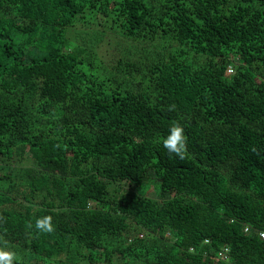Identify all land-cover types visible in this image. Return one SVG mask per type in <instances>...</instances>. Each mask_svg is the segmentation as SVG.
Listing matches in <instances>:
<instances>
[{"label":"trees","instance_id":"16d2710c","mask_svg":"<svg viewBox=\"0 0 264 264\" xmlns=\"http://www.w3.org/2000/svg\"><path fill=\"white\" fill-rule=\"evenodd\" d=\"M261 230L264 0H0L11 264H264Z\"/></svg>","mask_w":264,"mask_h":264},{"label":"clouds","instance_id":"9594fccd","mask_svg":"<svg viewBox=\"0 0 264 264\" xmlns=\"http://www.w3.org/2000/svg\"><path fill=\"white\" fill-rule=\"evenodd\" d=\"M162 145L169 153H174L177 157L183 158L186 152V138L183 126L178 123H172L168 128L167 136L162 138ZM35 228L44 232L53 230L52 218L48 215L37 217ZM13 253L0 248V264H11Z\"/></svg>","mask_w":264,"mask_h":264},{"label":"built area","instance_id":"2783aa9c","mask_svg":"<svg viewBox=\"0 0 264 264\" xmlns=\"http://www.w3.org/2000/svg\"><path fill=\"white\" fill-rule=\"evenodd\" d=\"M229 72L233 73V69L230 68ZM248 231H249V227H245V232H248ZM258 235H259L260 239L264 241V230L259 231ZM228 252H229V249L225 248L219 252L218 257L223 259V260H229Z\"/></svg>","mask_w":264,"mask_h":264},{"label":"rangeland","instance_id":"374dc122","mask_svg":"<svg viewBox=\"0 0 264 264\" xmlns=\"http://www.w3.org/2000/svg\"><path fill=\"white\" fill-rule=\"evenodd\" d=\"M112 49H114V48H112ZM154 188H155V187L150 186L149 189H148L147 191H149L150 194H151V193L155 194V190H154Z\"/></svg>","mask_w":264,"mask_h":264}]
</instances>
